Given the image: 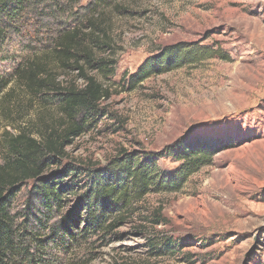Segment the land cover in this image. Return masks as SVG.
Returning <instances> with one entry per match:
<instances>
[{
    "label": "rangeland",
    "instance_id": "rangeland-1",
    "mask_svg": "<svg viewBox=\"0 0 264 264\" xmlns=\"http://www.w3.org/2000/svg\"><path fill=\"white\" fill-rule=\"evenodd\" d=\"M99 15L93 22L104 34L92 35L98 43L90 40V48L97 57L114 61V70L105 76L92 69L87 74L110 96L100 102L85 132L64 148L61 165L50 169L56 173L71 162L85 170L48 227L77 217V202L90 186L86 170L105 167L123 153H158L182 140L209 142L217 154L180 193L148 194L115 228L84 232V223L76 222L71 229L76 240L66 251L48 246L45 263L264 264V0H120ZM51 17L30 21L36 27L23 28L25 36L11 31L0 54V79L15 88L0 101V164L6 133L14 137L24 130L37 136L58 118L53 105H42L14 86L12 78L19 64L49 45L56 32L73 26V19ZM177 44L220 49L229 59L184 66L129 89V77L149 57ZM57 81L83 86L77 72ZM159 166L172 171L178 164L165 157ZM30 189L25 184L12 203L19 225L28 215ZM29 221L31 231L38 222ZM167 238L184 248L177 244L170 254L157 253L152 246Z\"/></svg>",
    "mask_w": 264,
    "mask_h": 264
},
{
    "label": "trees",
    "instance_id": "trees-1",
    "mask_svg": "<svg viewBox=\"0 0 264 264\" xmlns=\"http://www.w3.org/2000/svg\"><path fill=\"white\" fill-rule=\"evenodd\" d=\"M81 1L85 2L83 6ZM119 1L0 0V54L4 53L11 31L25 36L23 28L36 27L29 24L30 21H41L49 14L58 21L74 20L72 27L56 32L49 45L20 63L12 74L14 86L38 98L42 105H53L58 118L46 123L44 132L37 136L24 130L16 131L14 137L6 133L5 155L0 164V264H46L44 258L48 246L55 245L66 251L68 244L76 240L71 232L76 222L84 223V232L87 227L94 231L115 228L122 223L124 214L148 194L180 193L187 179L211 165L217 154L216 147L209 142L198 145L182 140L158 153H123L111 159L105 167L86 170L90 186L77 202L80 208L77 217H64L48 227L51 215L61 211L64 198L74 192L83 174L81 169L85 170L71 162L56 173L50 169L61 165L65 158L64 148L85 132L89 126L87 123L99 114L100 102L110 96L108 90L87 72L92 69L98 74L110 75L115 63L97 57L90 48V40L92 44L98 43L92 35L104 34L93 21ZM78 8H81L82 15L76 11ZM212 59L228 61L229 58L220 49L206 46L177 44L165 47L149 57L138 72L129 77L127 84L133 90L138 83L152 76ZM69 72H77V77L83 80L81 88L75 85V81H57L62 74ZM10 83L0 79V101L14 94L15 88H9ZM222 143L217 141L219 145ZM165 157L178 164L176 169L161 170L159 160ZM25 184L31 188L26 209L28 215L25 223L19 225L11 207ZM80 213H83L82 217ZM110 218L112 221L107 224ZM31 219L38 225H33L29 231ZM177 244L167 238L152 248L166 255ZM178 247L184 248L182 244Z\"/></svg>",
    "mask_w": 264,
    "mask_h": 264
}]
</instances>
